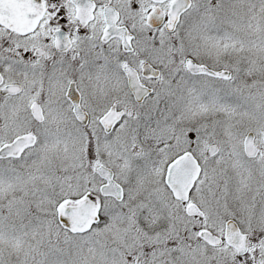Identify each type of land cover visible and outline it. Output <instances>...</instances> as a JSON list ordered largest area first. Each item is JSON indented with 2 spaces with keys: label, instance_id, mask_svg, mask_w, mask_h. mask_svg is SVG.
Returning a JSON list of instances; mask_svg holds the SVG:
<instances>
[{
  "label": "snow or ice",
  "instance_id": "1",
  "mask_svg": "<svg viewBox=\"0 0 264 264\" xmlns=\"http://www.w3.org/2000/svg\"><path fill=\"white\" fill-rule=\"evenodd\" d=\"M0 264H264V0H0Z\"/></svg>",
  "mask_w": 264,
  "mask_h": 264
}]
</instances>
